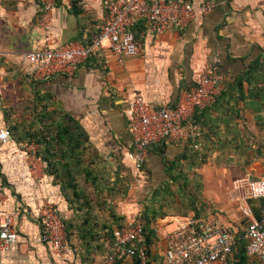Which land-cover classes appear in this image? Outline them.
Segmentation results:
<instances>
[{
  "label": "crops",
  "instance_id": "1",
  "mask_svg": "<svg viewBox=\"0 0 264 264\" xmlns=\"http://www.w3.org/2000/svg\"><path fill=\"white\" fill-rule=\"evenodd\" d=\"M192 1L195 6L210 3L211 9L199 13L185 28L156 35L147 32L144 23L137 24L143 41L139 56H120L103 49L74 74L56 73L47 79L32 80V65L24 54L39 49L44 40L38 3L0 0V124L6 126V110L23 107L35 98L39 103L46 101L52 110L61 108L80 122L93 149L103 158L102 166H108L109 182L116 183V194L110 195L107 206H94L95 215L88 223L78 221L54 175L38 156L39 145L12 138L2 152V170L6 208L16 218L19 238L2 252V264H110L105 259L103 241L98 238L103 222L113 221L112 209L117 215L125 214L127 220L140 214L146 194L168 180L169 170L190 147L185 140L151 145L137 176L128 155L132 149L128 122L133 93L142 91L155 107L175 105L197 81V68L213 55L220 59L225 89L239 83L242 87L241 94L221 97L215 107L201 112L197 119L210 150L208 162L198 169L204 179L208 210L221 213V217L214 216L236 235L260 217L261 201L246 197L247 185L239 170L242 157H223L222 151L224 147H235V143L228 142L238 137L244 150L262 152L254 157L249 171L264 175V96L257 92L264 80V0ZM104 13L103 0H57L51 29L59 44L87 43L98 33ZM228 99L230 105L226 104ZM14 102L16 106L10 105ZM233 104L236 110L240 109L234 121L228 112ZM19 113L26 118L31 116L23 110ZM125 184L126 195L122 189ZM44 198L55 204L65 224L74 219L68 235L71 250L62 262L53 255L49 242L38 240ZM161 219L160 222L172 221L168 216ZM164 233L165 230H158V239L150 246L155 262L162 260ZM114 264L139 263L134 256H121Z\"/></svg>",
  "mask_w": 264,
  "mask_h": 264
},
{
  "label": "built area",
  "instance_id": "2",
  "mask_svg": "<svg viewBox=\"0 0 264 264\" xmlns=\"http://www.w3.org/2000/svg\"><path fill=\"white\" fill-rule=\"evenodd\" d=\"M39 23L45 30L42 45L24 54L31 63L30 79H47L56 73L74 74L99 51L108 49L120 56H139L143 41L133 27L143 22L147 32L160 35L174 28H185L199 13H207L210 3L195 6L192 0H103L105 13L98 33L91 41L59 44L52 32V19L57 0H35ZM218 56L213 55L196 70L197 81L187 88L175 105L155 107L142 91H135L130 100L128 129L132 136L129 158L137 176L147 160L149 148L161 141H189L200 135L194 124L197 110L211 107L225 89V74ZM10 129L0 124V264L2 252L19 238L14 214L6 208L5 178L2 152L12 139ZM198 148L199 144H195ZM247 185V198H264V178H241ZM39 241L49 242L53 255L64 261L71 250L65 220L48 198L41 207ZM140 214L126 220L113 235H104L106 262L114 264L121 256H138L140 264H155L144 245V222ZM169 228V229H168ZM162 264H231L237 235L217 217L180 216L167 223ZM246 252L264 261V206L261 217L254 218L243 232Z\"/></svg>",
  "mask_w": 264,
  "mask_h": 264
},
{
  "label": "trees",
  "instance_id": "3",
  "mask_svg": "<svg viewBox=\"0 0 264 264\" xmlns=\"http://www.w3.org/2000/svg\"><path fill=\"white\" fill-rule=\"evenodd\" d=\"M138 28L139 26L136 24L132 29L136 37L140 39ZM241 87L242 83L229 86L222 91L211 107L197 110L194 124L200 129V135L187 141L190 147L184 154V158L177 161L169 170L170 176L168 180L153 191L148 192L141 201L140 215L143 219L142 222H144V245L147 247L150 258V246L158 239L157 224L161 218L167 216H174L175 218V215L178 214L182 215L177 217L188 215L196 218L214 217V213L208 212L209 204L204 196V179L203 175L198 171L208 162L210 150H208L209 144H206L204 132L199 128L197 119L201 112L215 107L221 101V97L226 98L227 96L232 97L235 94H241ZM257 92L259 95L263 94L264 96V80L263 84L260 83L258 85ZM41 101L40 103L36 102L35 98L33 102L23 106V111L31 114L30 117L26 118L22 115L13 124L8 120L9 125L6 124V126L10 129L12 138L19 143L35 142L39 145L38 156L46 162L49 173L54 175L62 195L68 203V207L74 210L75 218L78 221L83 219L88 223L90 218L95 215L94 206H99L100 209L107 206L108 198L116 191V183L109 182L108 166L106 167V164L102 166L104 160L96 148L93 149L92 144L87 139V134L82 131L83 127L80 122L73 116H69L61 108L52 110L46 101ZM226 104L230 105V99H228ZM262 104L261 111H264V103ZM235 105L233 104L228 109L233 119L232 121L236 120L237 112L240 111V109H235ZM9 112L10 110H7L8 116L11 115V112ZM228 143H235L236 146L231 148V150L224 147L222 156L226 157L227 155L235 154L242 157L243 165H239V167H242L241 177H249L250 179L264 178V175H257L249 171V165L254 160V157L262 154L261 151L244 150L245 146L238 144V137L231 138ZM195 144H199V147L196 148ZM83 176L85 180H82ZM125 185L122 188L124 195L128 191V184ZM105 193L107 194L106 198L104 196ZM259 200L261 201L260 208L262 209L264 198ZM175 203L178 204V212H170L169 210L173 207L170 205ZM166 205L170 207H166ZM112 217V222H103V227L98 232L99 239L103 240L104 235L112 236L116 228L126 225L127 216L125 214L117 215L112 209ZM73 220H68L66 223L68 235L72 233ZM246 244L243 233L237 234V243L231 257V264H264L263 260L252 259L253 257L247 254ZM134 257L137 258L140 264L138 256ZM163 258L162 255L160 262H155L153 259L151 261L155 264H162Z\"/></svg>",
  "mask_w": 264,
  "mask_h": 264
},
{
  "label": "rangeland",
  "instance_id": "4",
  "mask_svg": "<svg viewBox=\"0 0 264 264\" xmlns=\"http://www.w3.org/2000/svg\"><path fill=\"white\" fill-rule=\"evenodd\" d=\"M10 105H14V106H16L17 105V103H11ZM9 106V105H8ZM24 109V107H17V108H15V107H12L11 109H10V111H11V115L10 116H8L7 115V110H6V116H5V122H6V124H8L9 125V121L10 122H12V124L15 122V121H18L22 116L20 115V111L21 110H23ZM15 114V115H14ZM8 117V119H6ZM9 120V121H8ZM11 125V124H10ZM241 168L242 167H239V170L241 171ZM238 173H240V172H238ZM206 201L208 202V200L206 199ZM176 205V206H175ZM170 206H173V207H171V209L169 210L170 212H178V204L177 203H175V204H173V205H170ZM169 205H166V207H170ZM210 210H208V212H209ZM210 213L212 214V213H214L215 215H217V216H219V217H221L220 215H221V213H219L218 212V214H216L217 212H215V211H210ZM179 215H182V214H178V215H175L176 217L177 216H179ZM175 217V218H176ZM171 218V220L174 218V216H171L170 217ZM162 220V219H161ZM169 222V220H167V221H165V222H160V220L158 221V224H157V228H158V230H165V232L169 229H167V223ZM160 233V232H159Z\"/></svg>",
  "mask_w": 264,
  "mask_h": 264
}]
</instances>
